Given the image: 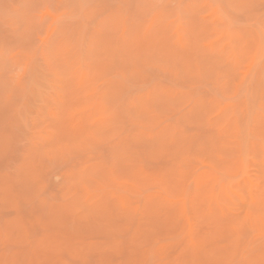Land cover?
I'll return each instance as SVG.
<instances>
[{
  "label": "rangeland",
  "instance_id": "374dc122",
  "mask_svg": "<svg viewBox=\"0 0 264 264\" xmlns=\"http://www.w3.org/2000/svg\"><path fill=\"white\" fill-rule=\"evenodd\" d=\"M0 264H264V0H0Z\"/></svg>",
  "mask_w": 264,
  "mask_h": 264
}]
</instances>
